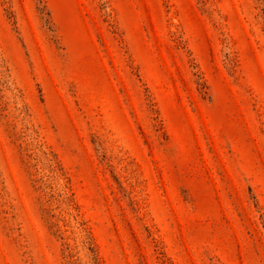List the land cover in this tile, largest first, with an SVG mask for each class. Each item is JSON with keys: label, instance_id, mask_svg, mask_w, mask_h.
<instances>
[{"label": "rangeland", "instance_id": "obj_1", "mask_svg": "<svg viewBox=\"0 0 264 264\" xmlns=\"http://www.w3.org/2000/svg\"><path fill=\"white\" fill-rule=\"evenodd\" d=\"M0 264H264V0H0Z\"/></svg>", "mask_w": 264, "mask_h": 264}]
</instances>
